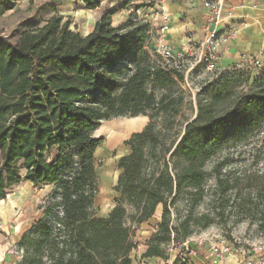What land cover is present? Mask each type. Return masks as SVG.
<instances>
[{
    "label": "trees",
    "instance_id": "obj_1",
    "mask_svg": "<svg viewBox=\"0 0 264 264\" xmlns=\"http://www.w3.org/2000/svg\"><path fill=\"white\" fill-rule=\"evenodd\" d=\"M80 2L88 10L102 4ZM4 3L12 9L13 2ZM113 14L104 11L87 36L58 14L21 32L15 44L0 36V201L26 181L51 192L39 206L41 217L21 235L17 264H134L135 229L161 205V224L143 258L168 260L164 246L190 236L211 178L221 196L234 191L238 209L253 214L264 206V70L248 92L220 90L201 99L198 115L171 134L169 124L182 112L170 88L176 72L152 60L150 21L134 17L114 26ZM128 65L134 69L120 81ZM152 81L160 96L148 89ZM142 115L148 123L127 139L130 152L118 161L120 197L108 216H97L96 151L104 138L94 133L102 121ZM233 137L256 139L249 151L261 168L231 177L223 159L207 169ZM182 196L187 214L173 226L172 209ZM199 219L205 227L214 220L210 213L193 220ZM173 264L192 263L180 254Z\"/></svg>",
    "mask_w": 264,
    "mask_h": 264
},
{
    "label": "rangeland",
    "instance_id": "obj_2",
    "mask_svg": "<svg viewBox=\"0 0 264 264\" xmlns=\"http://www.w3.org/2000/svg\"><path fill=\"white\" fill-rule=\"evenodd\" d=\"M7 1L13 3L11 4L12 9L6 11L4 10V2ZM101 3L99 8L88 10L80 0H0V36L8 38L10 42L15 44L21 32L29 29L32 25H44L46 20L55 14L62 15L64 22L68 21L71 23L70 30L87 36L93 31L96 22L104 11L114 12L112 16L114 26L124 24V22L134 17L148 21L149 18H143L144 11L140 9L148 8L156 2L155 0H102ZM151 37L155 38V33H152ZM195 46L197 47L198 43ZM146 48L153 54L152 60L155 64L168 71L173 70L176 72L173 77L176 82L170 88H172L173 95L177 99L182 100L180 103L182 112L174 117L176 122L173 126L169 124L168 132L171 134L177 129L182 130V125L186 120L193 119L198 115V103L201 99H204L210 93L219 92L220 90H232L235 96L241 91L248 92L254 81L259 78L264 70V54L250 59L248 64H235L228 68H223L216 64L213 68L204 60V57L203 59L200 58L202 56L199 55L198 50L189 51L186 54L182 52L176 53L181 54L182 57L178 63L172 64L159 55L155 46L152 43L150 44L149 40ZM133 69V65L126 66L122 73L118 75V79L123 81ZM180 76L182 77L181 79ZM148 89L158 96L162 92L156 81H152L148 85ZM146 117L147 124L149 117ZM134 118L127 116L102 121L94 133L95 137L101 136L104 138L103 146L96 154L100 191L95 201L97 216L106 215L112 205H115L118 197L114 199V204H109L110 197L116 191L114 187L112 188V182L119 177V158L127 154L128 150L130 151L122 139H115L120 136H113L114 131L118 126L126 123L125 125L131 127V130L124 137L137 132L140 123L134 122L132 120ZM144 126H142L143 129ZM255 144L256 139L253 137L247 139L233 137L221 153L208 162L206 167L211 170L217 162H221L224 159L225 164L222 171L231 177L241 175L251 165L253 168L257 166L261 168V163L255 165L256 159L252 157V152L249 151ZM260 145L261 143L257 144V150H260ZM259 155L261 157L264 156L261 153ZM107 169L112 170L110 178L106 175ZM230 180L232 182V179ZM206 188L207 194L202 204L194 210L192 218L196 219L202 214L210 213L214 220L205 227L203 225L205 220L199 219L198 224L191 218L190 236L186 239L189 242L188 245L184 246L181 238L177 239L176 242L165 245L169 259L163 260L168 261L167 264H173L178 255L183 254L190 261L195 258L200 264H216L211 259L209 246L211 242L224 240L232 249L231 257L235 258L233 262L242 264L256 257H262L264 255V214L262 211L264 206L262 202L257 208L258 211L256 209L255 213L249 214V211H246V207L237 208L234 201V191L221 196V193L215 187L213 178L209 180ZM20 190L27 191L30 194L32 205H29H31V208L26 211L23 209L8 214L9 199L16 196ZM50 193L49 187L34 189L31 185L22 183L18 188L13 189L4 201H0V245L8 244L9 248L6 253H9L11 248L18 247L22 233L31 229L41 217L43 209L39 208V206L43 204ZM37 200L39 201L37 202ZM33 203H35V207H33ZM177 204V209H172L171 214L173 226H177L187 214V197H180ZM162 211L163 206L161 205L150 221L138 228L136 227L134 237L137 247L133 251L134 264L142 263V251L145 250L148 239L151 237L150 235L161 224ZM200 241H203V243H200ZM9 254L12 259L0 262V264H12L18 261V257L15 254ZM148 264H162V261L151 259Z\"/></svg>",
    "mask_w": 264,
    "mask_h": 264
},
{
    "label": "crops",
    "instance_id": "obj_3",
    "mask_svg": "<svg viewBox=\"0 0 264 264\" xmlns=\"http://www.w3.org/2000/svg\"><path fill=\"white\" fill-rule=\"evenodd\" d=\"M221 1L223 5L221 13L223 23L221 24L220 29L236 27L237 33L221 50L218 65L223 68H228L230 66H234L235 64H248L250 59L264 54V0ZM155 2V5L152 7L140 9L144 12L147 11L155 14V16L149 17L150 19L148 20L151 23V33H155V36H159L164 33L165 40L169 47L173 49L174 53L182 52L186 54L189 51L199 50L207 36V31H205L204 26L207 19L206 15L208 13V9L204 6L202 0H155ZM162 3L165 4L167 11L164 15L161 13L157 14V11L161 10ZM196 43H198L197 47L195 46ZM132 120L140 123V127L138 126L137 132H141L143 129L142 126H144L147 122V117L142 115L135 117ZM125 124L118 126L114 131L113 136H120L117 138L114 137L116 140L122 139L123 142H126L132 135L131 133L127 135V137H124L125 134L131 130V127L126 126ZM102 146H100L97 151ZM126 147L128 148L129 146L127 145ZM129 152L130 151L128 150L127 154H124L123 156L128 155ZM107 171L106 175L110 178L112 176L110 175L112 170L107 169ZM120 172L121 171L118 169V175ZM117 181L118 179L112 182V188L115 187ZM22 183H26L33 187L30 182L26 181ZM21 184H19V186ZM117 197H120V193L118 191H114L113 196L109 199V204H114V199ZM38 201L39 200H37V202ZM29 204L32 205L30 194L27 191L20 190L16 196L9 199L8 214L23 209L26 211L28 208H31V205ZM33 207H35V203H33ZM113 208L114 205H112L109 212L106 215H102V217L108 216ZM8 248L7 243L0 245V262L12 259V256L9 253H6ZM145 250L142 251V263L140 264H148L151 259L161 260L162 264L168 263V261L158 257L143 258ZM256 258L250 261H255ZM260 258H262L261 262L264 264V255ZM191 262L193 264H200L195 258H192ZM233 263L234 262L231 260L225 262V264ZM247 263L248 261L244 264Z\"/></svg>",
    "mask_w": 264,
    "mask_h": 264
},
{
    "label": "built area",
    "instance_id": "obj_4",
    "mask_svg": "<svg viewBox=\"0 0 264 264\" xmlns=\"http://www.w3.org/2000/svg\"><path fill=\"white\" fill-rule=\"evenodd\" d=\"M194 1V0H189ZM204 6L208 9L207 13V19L205 22V31H207L206 39L203 41L201 48L198 50L199 55L201 59L209 63L211 67H215L216 64H218L219 54L221 50L225 47V45L233 38V36L236 35L237 30L236 27L233 28H226V29H220L222 21V1L218 0L217 2H211L209 0H202ZM166 7L165 4H161V10L157 11V14H166ZM155 14H152L151 12H143V18H149L153 17ZM150 19V18H149ZM148 20V19H147ZM166 28V27H165ZM163 31V30H162ZM149 43L153 44L155 46V49L161 56L168 60L172 64H176L179 62L180 58L182 57L181 54L174 53L173 49L169 47L165 40V34L162 33L159 36H156L155 38L151 37L149 39ZM188 241L186 240L183 242L184 246L188 245ZM200 243H203V241H200ZM259 249V248H257ZM9 253L15 254L18 257L17 262H13L12 264H17L19 261L22 260V253L23 250L17 248H11L9 250ZM209 253L211 256V259L216 264H225L228 260L233 261L235 259L232 256V249L226 244V241H215L211 242L209 246ZM262 258L257 257L255 261H248L247 264H262L261 262ZM233 264H241L240 262H234ZM244 264V263H242Z\"/></svg>",
    "mask_w": 264,
    "mask_h": 264
}]
</instances>
